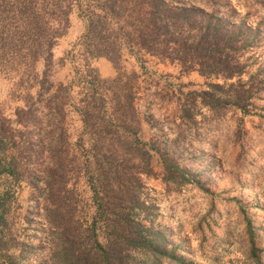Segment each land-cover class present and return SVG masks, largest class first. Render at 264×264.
<instances>
[{
    "label": "trees",
    "instance_id": "1",
    "mask_svg": "<svg viewBox=\"0 0 264 264\" xmlns=\"http://www.w3.org/2000/svg\"><path fill=\"white\" fill-rule=\"evenodd\" d=\"M74 7L85 22L76 43L82 47V67H74L66 83H53L47 78L52 50ZM259 32L258 25L177 0H0V65L17 71L27 90L14 118L0 116V175L23 177L38 190L54 264H135L137 257L156 262L164 254L182 259L154 228L153 205L141 198V189L142 178L153 172L154 149L165 179L178 172L185 180V172L154 142L140 138V75L121 70L124 50L141 65L147 54L176 63L186 73L222 79L207 81V88L193 93L211 110L228 104L245 113L262 89L256 75L242 78L247 74L242 56ZM40 57L46 64L37 80ZM97 57L109 60L117 74L102 78L91 64ZM68 107L82 122L76 152L69 139ZM34 161L40 166H30ZM80 175L91 192L89 224L76 217L80 198L72 179Z\"/></svg>",
    "mask_w": 264,
    "mask_h": 264
},
{
    "label": "rangeland",
    "instance_id": "2",
    "mask_svg": "<svg viewBox=\"0 0 264 264\" xmlns=\"http://www.w3.org/2000/svg\"><path fill=\"white\" fill-rule=\"evenodd\" d=\"M177 2L212 9L230 21L258 25L256 43L242 56L247 73L242 78L256 75L257 88L262 89H257L249 112L228 104L214 111L193 92L207 88V81L222 79H206L197 71L186 73L176 63L160 62L147 54L141 65L124 50L121 70L135 69L140 75L136 101L140 138L154 142L185 172V180L178 172L174 179H165L162 158L155 149L151 151L153 172L142 178L141 198L153 205L154 228L182 259L164 254L156 262L137 257L135 264H264V0ZM84 26L74 7L67 30L53 47L48 80L66 83L74 67H82V47L76 43ZM45 64L44 57L37 60V80ZM91 64L102 78L117 74L104 57L91 59ZM19 77L17 71L0 65V116L14 118L16 107L22 106L20 98L27 90ZM35 84L32 93L38 88ZM66 122L76 152L82 122L73 107H68ZM39 163L30 166L39 167ZM72 185L80 198L76 217L89 224L93 207L85 177L73 178ZM44 204L27 179L0 175V264H54Z\"/></svg>",
    "mask_w": 264,
    "mask_h": 264
}]
</instances>
